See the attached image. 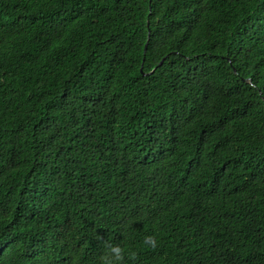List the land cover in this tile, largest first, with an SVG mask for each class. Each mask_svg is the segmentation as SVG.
<instances>
[{
	"label": "trees",
	"instance_id": "16d2710c",
	"mask_svg": "<svg viewBox=\"0 0 264 264\" xmlns=\"http://www.w3.org/2000/svg\"><path fill=\"white\" fill-rule=\"evenodd\" d=\"M0 264H264V0H0Z\"/></svg>",
	"mask_w": 264,
	"mask_h": 264
}]
</instances>
